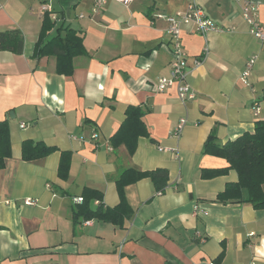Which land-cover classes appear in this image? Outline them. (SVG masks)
<instances>
[{
	"label": "crops",
	"instance_id": "1",
	"mask_svg": "<svg viewBox=\"0 0 264 264\" xmlns=\"http://www.w3.org/2000/svg\"><path fill=\"white\" fill-rule=\"evenodd\" d=\"M192 2L214 25L233 31L204 39L193 24L181 28L193 95L183 105L175 87L157 92V81L170 73L172 45L167 23L152 16L183 12ZM252 2L263 22L264 0ZM92 3L0 0V32L23 36L22 53L0 51V122L7 121L11 144L0 170V264H264V210L246 202V190L243 203L216 201L237 181L235 171L201 177L203 170L228 168L203 154L209 136L223 146L264 121V43L249 33L233 0H108L99 15L91 14ZM43 4L55 29L82 37L84 55L74 58L70 76L56 73L55 58L32 57ZM205 46L208 56L194 67ZM128 107L143 111L147 133L131 156L110 145ZM182 117L187 123L175 140L170 132ZM24 141L56 151L23 162ZM61 152L70 153L66 180L57 176ZM128 169H165L167 186L158 192L149 179L125 186L129 216L120 224L73 218V199L84 188L100 192L104 208L117 206L115 180ZM27 198L35 205H24ZM97 205L93 200L91 208Z\"/></svg>",
	"mask_w": 264,
	"mask_h": 264
},
{
	"label": "trees",
	"instance_id": "2",
	"mask_svg": "<svg viewBox=\"0 0 264 264\" xmlns=\"http://www.w3.org/2000/svg\"><path fill=\"white\" fill-rule=\"evenodd\" d=\"M54 36H51L52 32ZM32 57L40 59L53 57L56 60L55 71L60 76H70L73 73V60L84 55L81 35L69 28H56L55 23L44 15L41 29L36 39ZM23 36L17 29L0 32V51H8L15 54L22 53ZM144 113L140 108L128 107L125 111L124 121L117 132L110 139L112 148L124 146L129 156L136 150L137 141L146 137L142 118ZM7 121L0 122V170L5 167V162L11 157V144ZM209 136L203 145V154L224 159L228 168L219 170H203V179H212L225 175L229 170L235 171L237 181L229 183L225 189L217 194L216 201L220 204L243 203L242 191H247L246 202L254 209L264 210V121L254 126L251 134H244L227 144L220 146ZM56 149L48 147L40 142L33 143L24 141L21 147V158L24 161H34L46 157ZM70 165V153L61 152L57 168V176L60 180L68 177ZM143 179H149L158 192L164 190L168 182V173L165 169H156L149 172L137 170H124L115 180L120 201L114 208H104L102 194L96 190L84 188L81 198L82 203L77 205L73 218L76 220H98L112 224H120L122 218L128 217L129 212L123 199L125 186L136 183ZM98 202L93 210L91 203Z\"/></svg>",
	"mask_w": 264,
	"mask_h": 264
},
{
	"label": "built area",
	"instance_id": "3",
	"mask_svg": "<svg viewBox=\"0 0 264 264\" xmlns=\"http://www.w3.org/2000/svg\"><path fill=\"white\" fill-rule=\"evenodd\" d=\"M108 0H93L91 14L99 15L101 13V9L106 5ZM117 3L127 4L130 0H113ZM234 4H236L241 13V17L245 24L248 26L249 33L264 43V21L261 22L258 19V7L252 2V0H233ZM40 15H51L52 9L49 5L43 4L39 9ZM153 20H163L167 23L166 35L170 39V43L172 45V58L170 62V73L168 77L160 78L156 83L157 92H165L168 89L175 87L176 94L178 100L181 104H185L188 100L193 99V95L191 93L190 87L187 83V70H188V59L186 55L183 53L181 49L180 43V32L181 28L185 25L193 24L196 33L206 38L208 33H218L223 34L226 32L233 31L232 29L226 30L221 27H217L213 24L212 21L207 19L204 15L202 9L197 6L195 3H189L185 9V11H178L172 15L157 13L152 16ZM208 48L205 46L203 49L201 56L193 60L194 67H198L202 64V62L208 56ZM255 63V58H251L245 67V71L242 73L240 77V81L242 84H248L249 73ZM187 123L186 117H182L178 120L177 125L170 132V137L178 140L185 129V125ZM24 127V125H20ZM92 139H96V135L92 136ZM165 151L170 153H176V149H165ZM82 198H74L73 202L75 204L80 205L82 203ZM24 205L33 206L35 205V201L31 199H24ZM89 224V223H87ZM248 264H255V261L252 260Z\"/></svg>",
	"mask_w": 264,
	"mask_h": 264
},
{
	"label": "water",
	"instance_id": "4",
	"mask_svg": "<svg viewBox=\"0 0 264 264\" xmlns=\"http://www.w3.org/2000/svg\"><path fill=\"white\" fill-rule=\"evenodd\" d=\"M9 117H10V118H13V115L10 113V114H9Z\"/></svg>",
	"mask_w": 264,
	"mask_h": 264
}]
</instances>
